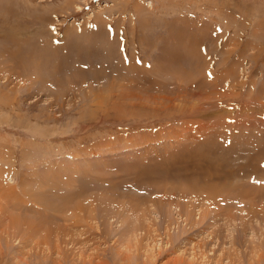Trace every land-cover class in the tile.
<instances>
[{
	"label": "rangeland",
	"instance_id": "rangeland-1",
	"mask_svg": "<svg viewBox=\"0 0 264 264\" xmlns=\"http://www.w3.org/2000/svg\"><path fill=\"white\" fill-rule=\"evenodd\" d=\"M0 264H264V0H0Z\"/></svg>",
	"mask_w": 264,
	"mask_h": 264
},
{
	"label": "crops",
	"instance_id": "crops-1",
	"mask_svg": "<svg viewBox=\"0 0 264 264\" xmlns=\"http://www.w3.org/2000/svg\"><path fill=\"white\" fill-rule=\"evenodd\" d=\"M103 22H104V20H103ZM102 22V23H103ZM107 25L108 24H106V30L108 31V34H109V37H114V35H115V29L114 28H108L107 27ZM117 30V37H118V39H119V41H120V43L123 45V38L121 37V33H122V28H117L116 29ZM51 33V32H50ZM64 153V152H63ZM63 153H61L62 155H63Z\"/></svg>",
	"mask_w": 264,
	"mask_h": 264
},
{
	"label": "bare ground",
	"instance_id": "bare-ground-1",
	"mask_svg": "<svg viewBox=\"0 0 264 264\" xmlns=\"http://www.w3.org/2000/svg\"><path fill=\"white\" fill-rule=\"evenodd\" d=\"M151 6V5H150Z\"/></svg>",
	"mask_w": 264,
	"mask_h": 264
}]
</instances>
